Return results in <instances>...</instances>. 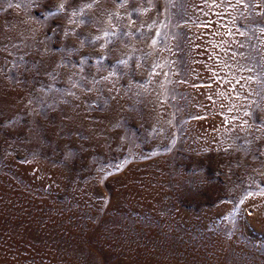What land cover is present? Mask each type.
Masks as SVG:
<instances>
[{"label":"rangeland","instance_id":"374dc122","mask_svg":"<svg viewBox=\"0 0 264 264\" xmlns=\"http://www.w3.org/2000/svg\"><path fill=\"white\" fill-rule=\"evenodd\" d=\"M0 264H264V0H0Z\"/></svg>","mask_w":264,"mask_h":264}]
</instances>
